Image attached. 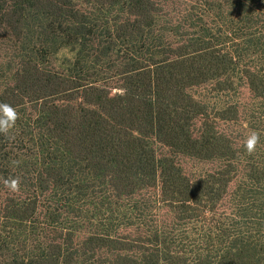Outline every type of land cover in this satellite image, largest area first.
I'll use <instances>...</instances> for the list:
<instances>
[{"label": "trees", "instance_id": "obj_1", "mask_svg": "<svg viewBox=\"0 0 264 264\" xmlns=\"http://www.w3.org/2000/svg\"><path fill=\"white\" fill-rule=\"evenodd\" d=\"M81 1L0 0V14L29 53L23 52L17 77L0 100L8 103L20 96L34 101L43 129L38 144L43 164L30 182L19 184L26 192L15 200L7 218L19 223L34 216L46 218L39 214L44 208L42 198L55 200L59 193L92 205L103 200L112 205L118 199L134 200L160 182V200L182 219L197 214L193 204L222 199L235 174L261 184L264 166L260 165L220 164L194 179L173 168L162 170L154 144L204 159L224 160L234 154L233 142L216 121L238 116V107L224 106L229 102L223 98L242 85L264 100V29L244 35L241 31L246 27L233 22L226 34L222 28L199 26L207 11L198 10L203 2H193L194 12L188 16L197 18L194 30L182 35V42H170L165 48L167 37L155 29L160 14L149 0H88L107 7L128 6L130 11L128 17L109 18L114 45L133 48L118 54L121 63L109 75H117L121 82L115 88L95 76L107 57L96 59L91 53L99 43L92 36L91 12L83 11ZM254 1L236 3L242 8ZM253 20L241 19L244 24H258ZM229 42L231 46H226ZM54 46L74 54L63 72L47 69V50ZM204 85L216 90L215 106L192 93V88ZM66 92L75 96V106L58 103L59 97L51 99ZM210 118L213 122L206 124ZM198 120L207 125L199 134ZM254 193L242 186L232 193L240 220L229 231L217 221L214 228L223 237L217 248L210 247L211 234L202 235L205 246L178 247V239H188L189 233L175 237L162 226L142 229L134 238L121 236L110 220L103 228L69 240L61 238L58 244L42 241L40 247L0 264H264V237H260L264 193ZM124 206L123 219L127 214V220L136 219L133 204ZM14 222L10 230L19 229ZM2 233L4 240L12 232L3 228ZM37 236L49 239L43 231ZM105 250L108 258L94 259Z\"/></svg>", "mask_w": 264, "mask_h": 264}, {"label": "rangeland", "instance_id": "obj_2", "mask_svg": "<svg viewBox=\"0 0 264 264\" xmlns=\"http://www.w3.org/2000/svg\"><path fill=\"white\" fill-rule=\"evenodd\" d=\"M149 2L153 3L160 14L157 16L158 22L155 29L159 34L167 37L165 48H168L167 45L170 42L174 44L182 42L184 38L182 35L194 30V25H197L195 24L197 18L191 20L188 16L190 12H194L191 9L193 2H203L202 8L198 7V10L206 9L207 11L205 16L202 15L203 24L199 26L213 30L222 28L223 33L226 34L229 33V22H233L235 25L246 27L241 31L244 35H250L264 29L262 27L264 25V0H255V4H248L247 7L242 8L236 3L240 0H149ZM80 4L83 11L91 12L94 25V27L92 26L94 28L92 36L95 42L99 43L94 50H91V53L96 59L107 57L104 60L105 64L98 66L95 76L97 79L108 82L117 88L116 86L121 84L118 76L109 75L116 73V67L121 63L119 57L125 55L127 49L128 52L133 51V48L124 45L122 48L114 45L116 41L112 38L109 18L128 17L129 8L128 6L107 7L88 0H83ZM243 9H247V11L244 12ZM201 13L203 14L204 11ZM246 16L247 18H254L253 21H257L258 24H244L241 19ZM17 39L8 28L1 12L0 95L16 79L20 65L19 60L23 52L29 54L24 51L27 45L20 44ZM226 46H231V42L227 43ZM55 48L56 46L47 50L46 66L52 72H63L69 62L73 60L74 54L69 48L60 50ZM30 49L29 47L28 50ZM121 50L122 52L119 53ZM118 54H120L119 57ZM191 91L194 95L210 102L211 106L216 105L214 98L217 96V92L211 85L194 87ZM51 97V99L59 97L57 102L60 104L76 105V100L73 99L75 96L67 92L51 95ZM223 100L229 102L223 103L224 106L235 105L239 109L238 116L232 115L226 119L218 118L216 121L218 127L224 130L233 142L236 148L234 154L228 158L225 157L224 160L204 159L178 153L157 142L154 146L159 164H162V170L173 168L179 174L194 179L214 170L220 164H240L241 167L246 165L250 167L264 166V100L255 96L247 85H242L236 92L228 93ZM39 115L36 103L27 98L22 99L17 96L15 101L12 100L8 103H5L3 98L0 100V171L2 174L0 176V233L3 228L12 232L4 240L5 233L0 234V263L10 261L15 255H24L31 248L40 247L42 241L58 244L61 238L69 240L77 238V235L82 236L84 232L89 230L103 228L110 223V220L113 221L114 228H119L121 236L134 238L137 232L142 229L147 230L162 226L165 230H170L175 237H179V234L183 232L189 233L188 239L183 237L178 239L176 243L178 247L182 245L192 246V244L205 246L206 242L202 235L211 234L210 247L217 248L218 243H221L223 239L218 233L219 231L214 228L217 221L223 222L225 229L229 231L233 230L231 229L232 224L240 220L235 216L238 214L234 210L236 201L233 199L232 193L238 190L239 186L255 191L253 196L260 191L264 193V175L261 178V184L256 185L254 182L243 181L245 177L242 178L235 174L227 187V193L222 195V199L209 203L202 202L198 206L193 204L197 207V214L180 219L160 200L158 192L160 182H156L153 189L142 192L134 200L129 201L134 206L131 213L136 219L133 220L126 219L129 214L124 219V215H121V213L127 212V208L124 206V204L129 203L127 200L118 199L112 205L103 200V202L99 201L92 205L88 200H82L83 198L78 199L70 194L59 193V198H55V200L49 201L46 197L42 198L41 204L44 205V208L41 207L39 214L46 216V218L34 216L30 221L14 222L12 219H8L7 215L11 213L15 200L26 192L19 184L30 182L43 164L41 162V150L38 149L39 138L43 133V129L38 123ZM202 122L204 121L198 120L196 122L195 130L198 134L207 126L201 124ZM207 122L204 123L211 124L213 121L211 119ZM242 181L243 183H241ZM203 205L213 206V208L209 209ZM110 217L111 219H109ZM12 222L17 223L18 230H10ZM44 225L47 226L49 232L43 228ZM42 231L49 235L50 240L47 237L38 238L37 234ZM261 232V236L258 235L257 238L259 236L264 237V225ZM17 234H21V236L15 239ZM257 234L258 232L255 233V235ZM106 254L105 250L94 259L108 258Z\"/></svg>", "mask_w": 264, "mask_h": 264}]
</instances>
